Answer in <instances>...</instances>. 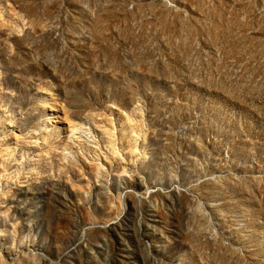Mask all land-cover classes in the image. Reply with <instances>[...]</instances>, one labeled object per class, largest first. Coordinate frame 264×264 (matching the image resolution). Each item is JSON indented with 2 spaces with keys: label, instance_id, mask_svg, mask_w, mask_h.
Segmentation results:
<instances>
[{
  "label": "rangeland",
  "instance_id": "1",
  "mask_svg": "<svg viewBox=\"0 0 264 264\" xmlns=\"http://www.w3.org/2000/svg\"><path fill=\"white\" fill-rule=\"evenodd\" d=\"M0 264H264V0H0Z\"/></svg>",
  "mask_w": 264,
  "mask_h": 264
},
{
  "label": "bare ground",
  "instance_id": "2",
  "mask_svg": "<svg viewBox=\"0 0 264 264\" xmlns=\"http://www.w3.org/2000/svg\"><path fill=\"white\" fill-rule=\"evenodd\" d=\"M50 124V123H49Z\"/></svg>",
  "mask_w": 264,
  "mask_h": 264
}]
</instances>
